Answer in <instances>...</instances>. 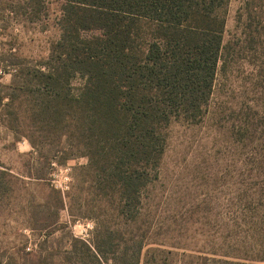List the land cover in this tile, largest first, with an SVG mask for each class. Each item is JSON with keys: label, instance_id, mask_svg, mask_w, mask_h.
<instances>
[{"label": "rangeland", "instance_id": "rangeland-1", "mask_svg": "<svg viewBox=\"0 0 264 264\" xmlns=\"http://www.w3.org/2000/svg\"><path fill=\"white\" fill-rule=\"evenodd\" d=\"M246 3L255 17L258 0L229 3V48L208 113L170 126L129 222L118 217L119 188L100 182L78 148L75 120L46 121L34 94L16 99L10 87L17 68L38 66L59 41L63 1L0 0L3 264L12 256L14 264H92L81 240L94 251L104 228L112 231L105 264H120L133 237L143 243L140 264H264V18L251 20Z\"/></svg>", "mask_w": 264, "mask_h": 264}, {"label": "trees", "instance_id": "trees-1", "mask_svg": "<svg viewBox=\"0 0 264 264\" xmlns=\"http://www.w3.org/2000/svg\"><path fill=\"white\" fill-rule=\"evenodd\" d=\"M62 1L59 41L38 66L17 68L10 87L16 99L34 94L37 115L46 121L75 120L78 148L100 182L119 188L118 217L133 222L166 152L170 126L198 123L208 113L229 48L231 0ZM258 2L255 17L246 3L251 20L264 18V0ZM111 235L104 228L94 251L81 240L92 264L109 263ZM130 242L120 264H140L143 243ZM22 254L23 261L32 255Z\"/></svg>", "mask_w": 264, "mask_h": 264}]
</instances>
